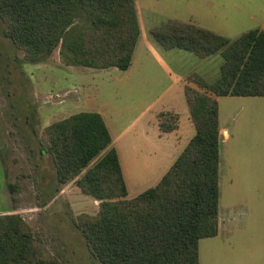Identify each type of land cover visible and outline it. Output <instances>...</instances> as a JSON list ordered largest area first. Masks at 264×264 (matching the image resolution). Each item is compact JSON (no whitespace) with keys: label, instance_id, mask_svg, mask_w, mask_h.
Wrapping results in <instances>:
<instances>
[{"label":"trees","instance_id":"1","mask_svg":"<svg viewBox=\"0 0 264 264\" xmlns=\"http://www.w3.org/2000/svg\"><path fill=\"white\" fill-rule=\"evenodd\" d=\"M0 18L5 35L31 62L43 60L60 45L71 63L127 69L140 34L134 0H0ZM80 19L86 27L75 24ZM149 35L165 50L180 48L199 57L219 51L223 57L215 81L194 75L197 88L185 84L195 133L158 183L126 197L118 153L110 145L103 117L95 111L75 112L49 124L41 152L52 158L59 184L99 157L76 184L100 200L97 214L82 215L78 222L100 264H199V240L218 231L217 97L264 96V30L249 29L229 39L168 19L150 28ZM177 122V115L163 113L159 128L167 132ZM7 186L15 192L13 183ZM0 264L62 263L47 254L19 215L3 214Z\"/></svg>","mask_w":264,"mask_h":264},{"label":"rangeland","instance_id":"2","mask_svg":"<svg viewBox=\"0 0 264 264\" xmlns=\"http://www.w3.org/2000/svg\"><path fill=\"white\" fill-rule=\"evenodd\" d=\"M134 5L138 23L148 35L150 28L168 19L193 23L229 39L249 29H261L264 24V0H134ZM75 24L86 27L82 19ZM190 53L203 63L205 72H199V66L185 71L187 84L197 88L191 79L194 75L207 83L220 76L223 57L219 51L205 57ZM70 60L62 55L60 45L43 60L25 59L24 51L5 35L0 18V212L8 210L0 215H19L47 254L62 264H100L78 223L82 215L97 214L100 200L83 193L76 184L99 157L79 175L59 184L52 158L41 152V139L49 124L90 107L85 93L94 101L114 94L110 85L114 78L101 72L106 68ZM229 100L232 99L225 98L220 103L219 122L230 135L228 141L219 143L221 202L225 205L235 183L231 177L235 174L233 163L240 164L245 159L249 166L259 164L255 173L247 170L250 189L242 192V196L250 198L252 207L249 213L241 208L247 213L245 227L236 220L229 233L224 224L219 235L199 240L198 260L199 264H238L224 256L220 241L252 240L259 245V257L244 264H264V98L246 97L239 99L240 103ZM9 182L15 185L13 193L8 189Z\"/></svg>","mask_w":264,"mask_h":264},{"label":"crops","instance_id":"3","mask_svg":"<svg viewBox=\"0 0 264 264\" xmlns=\"http://www.w3.org/2000/svg\"><path fill=\"white\" fill-rule=\"evenodd\" d=\"M139 27L140 34L129 67L119 69L111 66L101 70V72L107 73L110 78H114L110 85L114 88L111 92L116 95L112 94L109 99L94 101L89 99L90 94L87 92L84 96L90 107L82 109L98 112L103 117L111 136L110 145L116 149L119 156L127 197L138 195L146 188L151 187L150 184L156 185L194 135L195 128L184 97L186 84L184 76L186 75L185 71L194 70L198 66L200 67L197 68L199 72H205L204 66H201L203 63L198 62L199 60L190 52L178 48L165 50L148 35L140 21ZM261 29L264 30V24ZM246 97L264 98V96L231 95L217 97L219 143L228 141L230 137L229 129L219 122L222 99L229 98L232 99L229 101L240 103L239 99ZM163 113H172L178 116L175 129L167 132L160 130L159 118ZM249 165L245 159L240 161V164L237 161L233 163L235 174L231 177L235 183L224 200L225 205H222L219 190L216 235L220 234V228L224 224L227 225L228 233L230 225L233 229L236 220L243 227L247 224V213L241 208L250 212L252 206L249 204L250 198L242 196V192L245 189L248 192L250 189L246 183L251 178L247 176V170L251 174L253 171L255 173V166H259V164ZM141 186L147 187L141 189ZM131 190L138 193L131 194ZM7 211L0 213H8ZM222 240L220 243L224 256L239 262L238 264L247 263L256 256L259 257L260 249L255 241ZM261 259L264 261V252Z\"/></svg>","mask_w":264,"mask_h":264}]
</instances>
